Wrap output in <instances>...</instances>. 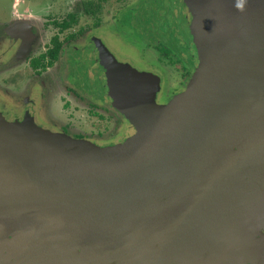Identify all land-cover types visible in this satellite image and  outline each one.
<instances>
[{
  "label": "water",
  "instance_id": "1",
  "mask_svg": "<svg viewBox=\"0 0 264 264\" xmlns=\"http://www.w3.org/2000/svg\"><path fill=\"white\" fill-rule=\"evenodd\" d=\"M179 1L189 5L191 20L183 33L190 38L196 65L186 87L165 105L155 101L156 75L117 63L97 39L89 40L99 89L134 129L121 143L100 147L71 141L33 124L27 113L21 121L0 118V223L4 218L37 232L49 254L53 247L57 256L72 253L91 259L90 244L99 238L106 244L116 227L113 219L137 206L135 219L144 233L153 228L155 217L168 224L187 214L201 232L199 250L192 257L202 256L212 244L213 229L226 224L217 223L215 214H200L198 203L208 205L214 199L210 192L229 169L225 163L242 153L241 143L248 144L241 131H235L240 123L246 132L249 124L264 118V0H244L243 19L232 27V11L237 10L231 0ZM222 26L229 38L221 34ZM218 130L228 136L199 145ZM177 224L170 223V230L179 229ZM189 228L181 227V233L194 240L197 232ZM152 236L149 244L155 245L157 237L163 245L159 235ZM217 248L224 260L235 257L231 263L239 264L241 256L246 255L245 261L248 255L243 246ZM250 256L252 264H264V242ZM158 260L155 264H167L161 253Z\"/></svg>",
  "mask_w": 264,
  "mask_h": 264
},
{
  "label": "rangeland",
  "instance_id": "2",
  "mask_svg": "<svg viewBox=\"0 0 264 264\" xmlns=\"http://www.w3.org/2000/svg\"><path fill=\"white\" fill-rule=\"evenodd\" d=\"M173 1L176 0H0V53L5 52L9 35H13L18 40L23 38L31 40V44L35 47L39 46L33 53L30 50L24 60L16 58L10 63L7 60L4 65L9 63L15 66L11 70H4L2 65L4 60L1 59L0 110H6L7 113L11 110L19 112L26 99L33 100L35 112L37 111L36 118L43 125L62 132L68 140L93 143L97 146L101 143L105 147L121 143L134 129L130 123H127L128 125L126 121L122 123L125 119L110 106L101 88L96 85L97 75L92 65L89 40L97 39L119 64H128L137 71H155L163 81L155 101L160 105L158 101H164L166 98V104L172 96L186 87L194 69L191 61V41L183 33L185 23L182 19L176 18L177 15H187L189 5L180 7L173 4ZM231 2L233 5H230L231 8L237 12L234 16L232 11L230 27L236 19L238 21L243 19L240 16V9L235 6L237 1L231 0ZM87 4L90 5L89 11L85 13L83 7ZM70 14L75 16V23L60 33L54 23H60ZM222 28L225 29L223 26ZM80 30L84 32L82 38H78L68 46L67 43L64 45L66 49L61 55V62L48 68L41 79L37 78L32 63L28 66L27 59L44 53L51 46L52 38L55 37L61 42L66 36L78 34ZM162 52L169 56H162ZM19 60L24 62L20 61L21 65L18 67L16 64ZM58 66L62 71L64 68V71L58 72ZM182 66L185 67L186 72L181 69ZM66 75H69L72 82L65 79ZM82 75L84 81L80 79ZM55 79H57L56 83ZM85 83L87 86H83ZM72 89L76 95L83 93V97L81 98V94L79 98L70 94ZM41 94L44 95L42 98ZM25 104L28 105V102ZM115 119H119L122 123L120 131L114 124ZM252 124H249L244 132V124L240 123L235 131L238 135L241 131L248 141V144L240 145L242 160L254 181L262 189L264 187L262 180L264 178V118L260 123H255L254 126ZM252 194L260 195L257 191ZM137 198L141 200V195ZM136 207L130 209V214L122 216L124 220L129 218L131 222L136 220L131 214ZM245 211L247 213L248 210ZM123 212L125 211H121ZM100 213L103 212L100 210ZM118 219L120 220V217L113 219L114 225ZM259 221L257 226L264 233V216ZM138 224L139 221L136 220L130 232L144 234ZM261 235L260 239H263L264 234ZM118 237L119 235L114 236L112 240L116 241ZM105 240L106 244H103V247L100 244L102 247L100 250L102 249V256L107 257L110 255L107 246L113 243L107 238ZM94 245L91 243L87 251L94 258L95 264H100L98 248ZM260 245L251 248L245 261L239 264H247V262L252 264L251 252H255ZM241 260H244L243 257ZM78 264L86 263L79 261Z\"/></svg>",
  "mask_w": 264,
  "mask_h": 264
},
{
  "label": "flooded vegetation",
  "instance_id": "3",
  "mask_svg": "<svg viewBox=\"0 0 264 264\" xmlns=\"http://www.w3.org/2000/svg\"><path fill=\"white\" fill-rule=\"evenodd\" d=\"M173 4L180 7L186 6L183 1L181 2L179 0L173 1ZM246 15L247 13H244L243 16ZM234 16H236V14H234ZM240 16H242V11H240ZM176 18L182 19L185 23V26L191 20V17L188 13L184 16L177 15ZM55 25L56 23H54V26ZM2 28L6 29V27ZM221 34H225L228 38L231 36V34L223 28H221ZM51 40V46L47 48L44 53H39L35 58L27 59V61L29 60L27 63L28 66L29 63L36 64V67L33 66L32 69L34 70L35 76L39 79L42 78V75L48 70V68L54 67L55 63L61 62V55L63 54V52H65L66 49L63 48L59 53L57 59L49 64L50 60L48 52L52 50ZM65 44L66 43H64V45ZM70 44L71 43L69 42L67 46ZM34 47L35 45L31 44V40L29 41L25 38H23V40H18L14 38L13 35H9L5 52L3 51L0 53V61L2 58L4 60L2 64L4 70L7 71L9 69H13L15 66L13 64H9L12 60L16 58L24 60L28 56V52L30 50L33 53V51H35L39 46L35 48ZM162 56L168 57L169 55H164V53L162 52ZM7 60H9V63L7 65H4ZM23 60H19L16 66L18 65L19 67L21 65L20 61ZM191 61L192 65H196L195 63H193L194 61L192 52ZM181 69L186 72L184 66H182ZM63 71L62 68L58 66V72ZM139 72H149L156 75L159 78V86H161L162 77H160L155 71L151 72L145 70ZM66 76L67 78L65 77V79H67L69 82H72V80H70L71 78L69 79V75ZM80 79L84 81L83 75L80 77ZM54 81L56 83L57 79H55ZM95 82L96 85L99 84L98 77ZM82 84H84V82H82ZM83 86H87L86 83ZM70 94L78 97L81 93H77L78 95H76V92L72 89ZM158 95L159 93H157L156 98L158 97ZM43 96L44 95L41 94L40 97L42 98ZM82 97L83 93L81 94V98ZM166 100L167 99L165 98L164 101L161 100L158 101V103L160 105H163L165 104ZM32 101L33 100L27 101L26 99V102H23L24 105H22V110L19 112L11 110V112H9L11 114L10 116L9 113L6 112V110H0V118L2 117L4 118V120H8L10 122L21 121L24 114L27 113L30 117V121L33 124L41 127L43 126L47 129H50L52 132L65 136L62 132L43 125L38 120V118H36L37 111L35 112V103H33ZM27 102L28 105L25 104ZM8 116L10 119H8ZM122 123H125V120H123ZM122 123L119 119H115L114 124L118 126L119 131ZM208 135H212V133H209ZM218 136H228V134L226 130H218L217 135L213 134L211 138L204 137V141L199 145H208L207 141H209V145L215 144L217 142ZM100 147H104V145H101L100 143ZM242 157V153L236 152V154L234 155L235 159L225 163V167H228L229 169L226 171V174H224L223 178L216 179L215 183L218 188H216V190L213 189L214 192H210L211 196L214 199L208 201V205L203 204L202 206V204L198 203L200 214L204 213L205 215L210 217L215 214L217 216V223L222 221L224 224H226L217 225L216 230L213 229V233L214 231L215 233L213 234L212 244H208L202 256L199 255L198 257H192L196 253V250H199L198 247L201 244V232L195 229L196 224L191 223V220H189L190 217L187 214V219H185L186 217L171 218V222H169L168 224L167 222L164 223L165 219L155 217L152 221L153 228H149L148 233L135 234V231L130 232V228L133 226L135 220L131 222V218L125 220L123 218L125 215L130 214V211L128 210L121 213L120 220L118 219L115 222L117 225L116 228H114V230L109 234L108 239L113 243L112 245L107 246L108 253H110V255H108L107 257L102 256V249L100 250V248L103 247V244H101L102 247H100V240L94 242V244L96 245L94 246L98 248V260L100 261V264H155L157 263V261L159 263L158 256L160 253L162 255V261L167 264H178L179 262H187V264H232L231 262L235 257L233 256V260H231L229 257H226L224 260V255L219 252L217 246L230 244L235 245L236 247H247L248 251L244 252L248 254L251 248H254L264 242V238L260 239V237L262 236L261 234L264 233L263 231H260L261 229L259 230V227L257 226L260 223L259 220L262 219V216H264V187L261 189L258 183L254 181L252 175L245 167V162L242 160ZM262 180H264V178ZM255 191H257L260 195H253L252 193H254ZM135 192V190H131V194H135ZM141 200L138 201V204H140ZM190 210L193 214V210ZM190 210L188 212H191ZM245 210H248L247 213ZM131 214L133 215L132 218L135 217V212H132ZM193 216L196 215L193 214ZM195 218L200 221L198 217ZM174 222L178 223L177 226L179 229L170 230L169 224H174ZM162 223H164L163 227ZM187 223H189L190 226L187 225ZM0 224H2L0 225V264H42L43 261H49V264H68V262L74 264L79 263V261L86 262L89 259L86 258V256L84 257L83 255H73L72 253H62L61 255L63 256H57L55 255V253H53L55 249L50 245H48V247H51L52 252H50L49 254V251H46L48 249H45V247L42 246V239L40 238V234H38L37 232L33 231L32 234L27 230V228H25L24 225L14 226V224L12 225L4 222ZM127 224H130V226ZM185 226H187L188 228L191 227L194 232H197V238H195L196 236H194V240H192L190 236L187 237V235H189L188 233L186 236L181 233V227ZM175 231H177V233H175ZM152 232H154L155 235H159L163 240V245H161V248L158 247L160 246V244H157V242H160L157 237L156 241L154 242L155 245H151L148 243V240L149 242H152V238L155 237L152 236ZM189 232L191 233V231ZM127 234L129 235L126 236ZM118 235V240L113 241L112 238ZM180 236L182 237L181 239ZM107 244H109V241L107 242ZM141 246H146L148 250L143 252V248H141ZM42 248L44 249L42 250ZM158 248L159 250L157 251ZM215 250H217V253L215 252ZM138 251L140 252L139 255ZM179 252H183V255H181ZM178 254H180L182 257L180 260L176 259ZM244 256L245 255H242L241 259L242 257L244 259ZM89 260L93 261L94 263H87L89 262ZM89 260L86 262V264H95V260L93 257H91V259ZM239 262H243V260Z\"/></svg>",
  "mask_w": 264,
  "mask_h": 264
},
{
  "label": "trees",
  "instance_id": "4",
  "mask_svg": "<svg viewBox=\"0 0 264 264\" xmlns=\"http://www.w3.org/2000/svg\"><path fill=\"white\" fill-rule=\"evenodd\" d=\"M90 5L87 4L83 7V11L85 13H88V7ZM75 23V16L70 14L67 16V18L63 21H61L60 23L56 24L55 26L59 29V32L62 33L64 30H66L71 24ZM96 26V24L94 25ZM84 32L82 30L78 31V34H70L68 36L65 37V39L62 42H59L56 38H53L51 40L52 43V50L48 52V56H49V64L56 60L59 53L61 52V50L64 48V43H73V41H76L78 38H82ZM33 66L36 67V64L33 63Z\"/></svg>",
  "mask_w": 264,
  "mask_h": 264
},
{
  "label": "clouds",
  "instance_id": "5",
  "mask_svg": "<svg viewBox=\"0 0 264 264\" xmlns=\"http://www.w3.org/2000/svg\"><path fill=\"white\" fill-rule=\"evenodd\" d=\"M238 9L243 10L244 6V0H237V3L235 5Z\"/></svg>",
  "mask_w": 264,
  "mask_h": 264
},
{
  "label": "crops",
  "instance_id": "6",
  "mask_svg": "<svg viewBox=\"0 0 264 264\" xmlns=\"http://www.w3.org/2000/svg\"><path fill=\"white\" fill-rule=\"evenodd\" d=\"M2 221L4 222V223H7V224H9V222L8 221H6V220H4V218H2ZM0 225H2V224H0ZM14 226H15V224H14ZM17 226H19V225H17ZM18 228V227H17ZM19 229V228H18ZM205 250V249H204ZM204 254V253H203ZM50 260V259H49Z\"/></svg>",
  "mask_w": 264,
  "mask_h": 264
}]
</instances>
